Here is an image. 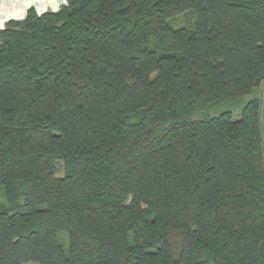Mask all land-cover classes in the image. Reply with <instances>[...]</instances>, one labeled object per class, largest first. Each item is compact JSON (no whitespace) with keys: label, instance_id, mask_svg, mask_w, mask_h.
<instances>
[{"label":"trees","instance_id":"16d2710c","mask_svg":"<svg viewBox=\"0 0 264 264\" xmlns=\"http://www.w3.org/2000/svg\"><path fill=\"white\" fill-rule=\"evenodd\" d=\"M263 82L264 0H67L9 21L0 264H264L261 99L211 115Z\"/></svg>","mask_w":264,"mask_h":264},{"label":"rangeland","instance_id":"374dc122","mask_svg":"<svg viewBox=\"0 0 264 264\" xmlns=\"http://www.w3.org/2000/svg\"><path fill=\"white\" fill-rule=\"evenodd\" d=\"M196 21V16L193 11H188L185 12L184 14H181L175 18H172L168 21V30L164 31V38H163V44L165 43L166 39L170 37V33L180 30V29H185L187 31H191L194 27ZM153 30L149 29L150 33V45L149 47H153L156 43V36L152 33ZM253 97H258L261 99V115H260V124H261V135H262V140H263V152H264V82L262 86L257 90L255 96H249L246 99L243 100V103L240 105L236 106H220L215 109H212V116H218L219 114L225 112V111H232L234 113V119H240L241 111L244 105L249 101V99ZM64 175V164L60 162L57 165V176H63ZM5 198L4 194L2 191H0V204H4ZM58 240L62 247L64 248L66 254H69V244H68V237L64 234H59L58 235ZM32 264V263H30Z\"/></svg>","mask_w":264,"mask_h":264},{"label":"crops","instance_id":"0c3cea01","mask_svg":"<svg viewBox=\"0 0 264 264\" xmlns=\"http://www.w3.org/2000/svg\"><path fill=\"white\" fill-rule=\"evenodd\" d=\"M67 0H0V30L9 21L24 20L30 9L39 15L47 12H57Z\"/></svg>","mask_w":264,"mask_h":264}]
</instances>
